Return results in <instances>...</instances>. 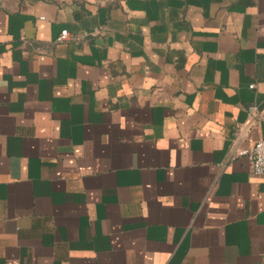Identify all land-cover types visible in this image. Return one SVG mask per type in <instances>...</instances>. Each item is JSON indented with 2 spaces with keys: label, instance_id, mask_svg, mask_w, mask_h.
<instances>
[{
  "label": "crops",
  "instance_id": "obj_1",
  "mask_svg": "<svg viewBox=\"0 0 264 264\" xmlns=\"http://www.w3.org/2000/svg\"><path fill=\"white\" fill-rule=\"evenodd\" d=\"M263 138L264 0H0V264H264Z\"/></svg>",
  "mask_w": 264,
  "mask_h": 264
},
{
  "label": "built area",
  "instance_id": "obj_2",
  "mask_svg": "<svg viewBox=\"0 0 264 264\" xmlns=\"http://www.w3.org/2000/svg\"><path fill=\"white\" fill-rule=\"evenodd\" d=\"M68 38L67 30H62L58 36V41H64ZM254 84H250L249 88L252 89ZM249 110H254L253 107H249ZM238 155H246L250 160V174L254 178H260L264 176V138L254 142V144L244 150H239Z\"/></svg>",
  "mask_w": 264,
  "mask_h": 264
}]
</instances>
